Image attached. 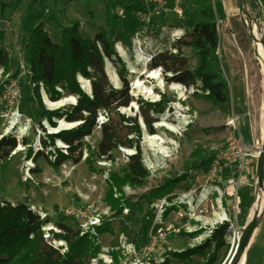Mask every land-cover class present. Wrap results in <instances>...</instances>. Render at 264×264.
<instances>
[{
  "label": "rangeland",
  "instance_id": "obj_1",
  "mask_svg": "<svg viewBox=\"0 0 264 264\" xmlns=\"http://www.w3.org/2000/svg\"><path fill=\"white\" fill-rule=\"evenodd\" d=\"M107 1L0 0V24L6 23L4 30L0 27V33L4 32V38L0 36V50L3 49L10 60L9 75L3 76V70L0 69V141L12 138L17 141V148L7 160V151H0V202H8L13 206L25 204L41 220L43 218L46 222L42 228L44 241L62 256L69 252L68 243L59 239L58 234L70 237L79 235L80 238L83 235H95L101 253L91 259L86 255H74L71 264H156L165 260L169 253L184 252L204 243L209 231L218 227L215 223L217 217L211 216L208 223L202 218L208 217V214L204 208L205 203H200V194L206 188H214L217 199L215 205L220 202L219 205H222L227 187L222 173V169L226 167L224 156H235L239 149L244 153L248 151L246 142L249 139L251 141L255 130L254 92H264V67L251 28L241 12L239 0H205V5L215 10L218 20L221 37L218 60L222 67V77L228 83L230 104L215 105L203 97L202 91L167 82L173 75L166 74L163 68L154 69L160 70V78L152 79L149 72L154 71L151 68L153 58L161 53L177 54V50L181 49L190 70L194 71L196 68L198 54L185 44L187 41L184 37L187 33L185 16L191 14L197 18L198 6L194 0H164L161 5L146 6L149 13L141 12V18L139 12H130L128 8L144 4L142 0H120L117 12L122 19L117 23L113 39L117 55L125 68L117 58L105 60L108 82L106 88L116 92L114 100L117 102L110 110L98 111L97 127L91 136L84 139L81 161H76V153L74 159L55 168L52 163L55 161L56 151L60 150L65 155L69 152L67 145L58 147V141L54 147H50L48 135L51 133L47 127L50 124L45 112L60 110L65 116L76 105L69 104L59 109L46 106L44 94L47 93L43 84L40 94L44 107L39 104L31 84L30 67L25 61L26 39L36 24L44 20L46 32L52 42L58 45L61 29L54 22L47 21L50 15L62 26H67L69 21H78L82 34L94 39L101 31L108 30L105 24ZM246 10L259 27L264 52V17L256 18L248 5ZM125 24L129 29H125ZM139 50L142 54L141 61L138 59ZM214 71H217L216 67ZM120 72L125 74L129 96L133 99L129 108L117 106L118 101L124 100L120 93L126 88ZM79 84L81 88L87 84L85 87L89 92L85 93L92 97V82L88 80L85 84ZM173 85L184 89V100H181L178 92L172 90ZM142 90H151L153 96H145ZM63 93L64 97L69 96L66 92ZM163 95H166L167 109L164 114H156L147 104L160 102ZM241 99L244 102L241 101L239 106L237 104ZM133 103L137 108L130 110ZM179 105L183 111L179 110ZM126 109L129 112H125ZM235 112L241 117L239 121L234 116ZM123 117H137L142 128L140 138L133 132L132 124L124 121ZM224 119L226 125L222 123ZM54 121L58 125L60 120ZM146 121L152 123L155 135L165 140L162 147L167 150L170 158H164L158 154L157 148L145 143L146 135H151ZM230 121H234V124L229 125ZM262 122L264 124V107ZM105 123L110 124L116 133V148L108 155L100 156L97 154L103 140L102 126ZM163 123L173 127L175 132L162 127ZM130 140L132 143H129ZM136 145L140 149L139 154ZM30 149L33 151L31 159L27 157ZM88 149L94 152L89 160ZM195 151L199 155L192 162L191 170L186 171L185 165ZM136 155H139L149 176L143 187L124 189L130 205H126L123 213L117 216L105 201L110 174L124 176L132 162L131 157ZM257 156L259 157L258 154ZM214 170L217 173L213 176ZM183 175L187 176L186 181L180 183L169 195L152 204L146 202L144 197L151 190ZM235 182V179L230 182L234 196L238 191ZM249 190L246 212L241 215L232 212L228 216L226 223L230 224L227 237L229 247L217 254L215 264L231 262L235 246L233 242L238 237L237 244L239 243L259 201V214L263 210L264 190L257 193V176ZM191 195H194L192 214L187 203L190 202ZM187 196L189 199L184 198ZM164 199L171 206L167 208L170 211L165 213L160 225L157 223L156 205ZM235 208L233 206L234 211ZM104 224L110 225L112 230L101 235L95 228ZM168 228L173 230L168 231ZM174 230L178 233L173 232ZM161 231H166V239L153 241V237ZM198 231L201 233L197 237L189 236ZM115 255L118 256V263ZM204 262L205 259L199 256L187 261L172 260V264Z\"/></svg>",
  "mask_w": 264,
  "mask_h": 264
},
{
  "label": "trees",
  "instance_id": "obj_2",
  "mask_svg": "<svg viewBox=\"0 0 264 264\" xmlns=\"http://www.w3.org/2000/svg\"><path fill=\"white\" fill-rule=\"evenodd\" d=\"M198 6L199 16L193 17L186 14L185 35L186 45L192 47L198 54V63L194 71L189 68L188 60L182 55V50L178 49L177 54L161 53L153 58L151 68H163L166 74L173 76L166 81L169 83H178L188 88H195L204 93L203 97L211 100L215 105L230 104V95L228 83L222 77V67L218 60L220 48V30L215 10L211 6L205 5V0H194ZM248 7L258 17H264V0H245ZM120 0H108L105 4V24L108 30L101 31L94 39L86 37L80 30L78 21H69L67 26H62L59 21L52 17L47 19L54 22L61 29V39L58 45L54 44L50 35L45 30V21H40L29 33L24 47L25 61L30 67L31 84L33 91L38 97L39 104L43 106L41 99V84H43L49 99L57 102L64 98V93L79 97L77 105L72 112L64 114L60 110L46 111L45 116L52 128L58 125L54 119H65L69 123H82L79 127L72 130H65L58 134L48 135L50 147L55 146V142L60 140L68 146V154L65 155L60 150L56 151V159L52 163L53 167H59L64 162L74 159L78 153L76 161H81L83 156L84 139L93 134L97 127L98 111L100 109L110 110L117 100L116 92L106 86L108 85L105 75V60L117 58L125 68L124 63L118 57L115 50L116 42L113 35L117 29V23L122 18L117 9ZM130 12L149 13L148 8L139 4L128 8ZM128 26L125 24V29ZM129 29V28H128ZM4 38V32L0 33ZM217 71H214V68ZM0 69L3 70V76L10 73V60L0 50ZM125 71V70H123ZM126 88L120 94L123 101H118V107L129 108L133 99L129 96V85L125 74L120 72ZM81 76L90 80L93 86L92 97L86 94L78 81ZM60 88L63 92L58 90ZM166 95L157 103H148L147 106L156 114H164L167 109ZM124 121L132 124L133 132L140 138L142 128L136 118H128ZM151 135L156 134L151 122H145ZM103 140L99 146L97 155L106 156L116 148V133L110 127V124H103ZM132 143V140L129 141ZM47 147V144L44 142ZM17 148L15 138L4 139L0 141V151L5 150L7 160L10 153ZM138 149V154L140 149ZM89 158L94 154L91 149ZM42 154H39L41 156ZM199 152L191 154L185 165L186 171L191 170V164L197 158ZM28 158L33 157V151L30 149ZM1 160V158H0ZM131 164L128 166L124 176L117 173L110 174L109 190L106 194V204L111 207L115 215L123 213L126 205L130 202L126 199L124 189L126 187H143L145 180L149 176L146 169L139 160V155L131 157ZM187 176L183 175L176 179L168 180L161 187L151 190L144 197L148 204L153 201L164 198L182 182L186 181ZM119 195V197H117ZM170 211V210H169ZM168 211V213H169ZM167 213V214H168ZM46 222L41 220L40 216L32 212L25 204L13 206L6 202H0V264H71L74 255H86L90 259L97 257L101 253L97 245L95 235H83V237L66 236L58 234L57 237L68 243L69 252L62 256L58 250L48 246L43 237L42 228ZM230 224L225 223L218 226L212 236L204 243L180 253H169L167 258L161 264H172V260L187 261L195 256L203 257V264H215L217 254L228 249L227 237ZM103 235L111 232L108 224L95 228ZM200 231L191 233L189 236L195 238L200 235ZM115 261L118 263V256L115 255Z\"/></svg>",
  "mask_w": 264,
  "mask_h": 264
},
{
  "label": "crops",
  "instance_id": "obj_3",
  "mask_svg": "<svg viewBox=\"0 0 264 264\" xmlns=\"http://www.w3.org/2000/svg\"><path fill=\"white\" fill-rule=\"evenodd\" d=\"M221 39V37H220ZM257 89V88H256ZM254 100H255V130L254 136L246 142L247 152H243L239 149V151L235 154L234 160L226 164V167L222 169V173L224 175L225 182L227 187L225 188L226 196L222 200V205H215V196H214V188H206L204 192L207 191L208 198L202 199L200 203H205L204 208L207 212L208 217H202L204 220H207V223L212 219L211 216L218 217L221 214H224L228 219V216L233 213L242 214L246 212V208L248 206V201L250 198V190L253 186L254 181L256 180V168L258 163V152L262 147L264 134H263V122H262V112L264 107V92H259V90L254 92ZM244 102L241 99L239 102ZM237 120H240L239 114L235 112L234 115ZM226 120L222 123L225 124ZM222 124V125H224ZM226 125V124H225ZM224 125V126H225ZM246 125V124H245ZM235 179V186H237L238 191L235 193V196L232 192V186H230V182ZM203 192V191H202ZM211 197V199H210ZM193 201L194 195H191L190 200V210L191 214L193 213ZM219 201V200H218ZM233 206H235V211L233 210ZM208 218V219H207ZM243 264H264V206L260 215L259 223L257 228L253 234L250 245L247 249L245 260Z\"/></svg>",
  "mask_w": 264,
  "mask_h": 264
},
{
  "label": "bare ground",
  "instance_id": "obj_4",
  "mask_svg": "<svg viewBox=\"0 0 264 264\" xmlns=\"http://www.w3.org/2000/svg\"><path fill=\"white\" fill-rule=\"evenodd\" d=\"M118 49L121 51L120 47ZM141 58H142V54H141V51L139 50L138 51V59H139V61H141ZM159 73H160V70L150 71L149 72V76L152 79H159L160 78V74ZM79 78H80L82 84H85V82H88V80H86L85 78H83L81 76H79ZM85 86H83L85 91L89 92V90ZM172 90L178 92L179 97L181 98V100L182 99L184 100V96L185 95H184V89L182 87H180L179 85H173L172 86ZM142 94H144L147 97L153 96L151 90H144V91L142 90ZM44 99H45L46 106L50 107L51 109H59V108L65 107V106H67L69 104H73V105L77 104V98L74 95H69V96H66V97L62 98L61 100H59L57 102H53L50 99H48L46 94H44ZM132 105L134 106V108H137V105L135 103H133ZM178 107H179L180 111H183L181 109V107H182L181 105H179ZM125 112H129V110L126 109ZM59 123H60L59 127L54 128V129H52L51 127L47 126L49 128L51 134H54V133H57V132L59 133V132L64 131V130H70V129L74 128L76 125H78L77 123H66L63 120H60ZM233 124H234V121H230L229 125H233ZM13 125H15V122L13 123ZM185 125H188V124L185 122ZM162 127H165L167 129L171 130V132H175L173 127H170L169 125H167L165 123L162 124ZM263 131H264V126H263ZM145 143L150 145V146H152L154 149L157 148L159 150L158 154L163 155L164 158H170L171 157L170 155H167L168 154L167 150H165L162 147V145L165 144V140L161 139L160 137H158V135H149V136L146 135ZM57 144L61 148L66 147V145L63 142H61L60 140H58ZM19 151H21V149H19ZM184 198L189 199L188 196L184 197ZM260 207H261V201H259V203L255 206L254 211H253V216L257 215L258 213H260ZM220 219H223V221H227L226 216L224 214H221V215H219L217 217V219L215 220V223L217 221H219ZM237 242H238V237H236L234 242H233L234 245H235L234 246V251H235ZM233 253H232V256H233ZM244 260H245V257L243 258L241 264H243Z\"/></svg>",
  "mask_w": 264,
  "mask_h": 264
},
{
  "label": "water",
  "instance_id": "obj_5",
  "mask_svg": "<svg viewBox=\"0 0 264 264\" xmlns=\"http://www.w3.org/2000/svg\"><path fill=\"white\" fill-rule=\"evenodd\" d=\"M239 4H240L241 12H242V14L246 20V23H248V25L251 28L254 42H255V44H257L259 58L261 59V63L264 67V64H263L264 63V52L262 50V41H261V38H260L259 33H258L259 27H258L257 23L255 22V20L247 12L246 1L245 0H239ZM0 27L2 30H4L6 28V23L1 22ZM78 81H79V83L81 82L79 77H78ZM82 90L84 92H86L84 87L82 88ZM78 99H77V102H78ZM133 107L134 106H131L130 110ZM77 124L78 125H76L75 128L79 127L82 123H77ZM59 125H60V123L58 124V127H59ZM52 129H54V128H52ZM54 134H58V132L54 133ZM57 146L60 147L58 144H57ZM67 149H68V147H67ZM259 152H260V155L258 157V163H257V168H256L257 193L259 192V190H264V139H263L262 147L259 150ZM260 215L261 214H259V213L257 215H254L253 218L247 223L245 230L243 232V235L239 239V243L237 244L235 251L233 250L234 253L232 252L233 256H232L231 262L229 264H241L243 258L246 255V252H247V249L250 245L253 234H254V232L257 228V225L259 223Z\"/></svg>",
  "mask_w": 264,
  "mask_h": 264
},
{
  "label": "built area",
  "instance_id": "obj_6",
  "mask_svg": "<svg viewBox=\"0 0 264 264\" xmlns=\"http://www.w3.org/2000/svg\"><path fill=\"white\" fill-rule=\"evenodd\" d=\"M143 2H144V4H142L143 6H150V5H161L162 3H163V1L164 0H142ZM139 16L141 17V18H143V15H142V13L141 12H139ZM42 85V84H41ZM59 89V91H61V92H63L60 88H58ZM78 103V102H77ZM77 105V104H76ZM51 127V126H50ZM51 135H54V134H51ZM68 147V146H67ZM258 155H260V152H258ZM55 159H56V155H55ZM224 159L226 160V164H228L229 162H231V161H233L234 160V156H232V155H225L224 156ZM30 170V169H29ZM213 176L217 173L216 172V170H214L213 172ZM200 196H201V200L202 199H207L208 198V193H207V191L206 192H204V190H203V193H201L200 194ZM188 203V205H190V203L189 202H187ZM171 206V204H169L168 203V201H167V199H164L162 202H158V204L156 205V207H157V209H158V221H157V223L158 224H160V225H162V222H163V220H164V215H165V213H167V211H168V207H170ZM42 220H44L43 218H42ZM98 221H100V218H98ZM227 221H223V219H220L219 221H217L216 222V224H217V226H221V225H223V224H225ZM98 225H100V224H98ZM168 231H171V230H173L172 228H168L167 229ZM213 231L214 230H210L209 231V234H208V238L207 239H209L211 236H212V234H213ZM173 232H175V233H178V231H176V230H174ZM85 234V233H84ZM166 231H161L160 232V234H158V235H155L154 237H153V241H157V240H160V241H163V240H165L166 239ZM203 241H206V240H203ZM202 244V243H201ZM96 261V260H95ZM164 260H162L161 262H159V263H156V264H161L162 262H163ZM97 262V261H96Z\"/></svg>",
  "mask_w": 264,
  "mask_h": 264
}]
</instances>
